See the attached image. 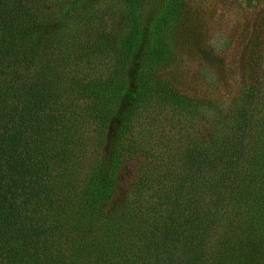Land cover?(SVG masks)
<instances>
[{
  "label": "trees",
  "instance_id": "obj_1",
  "mask_svg": "<svg viewBox=\"0 0 264 264\" xmlns=\"http://www.w3.org/2000/svg\"><path fill=\"white\" fill-rule=\"evenodd\" d=\"M200 1L0 0V264H264V0Z\"/></svg>",
  "mask_w": 264,
  "mask_h": 264
},
{
  "label": "rangeland",
  "instance_id": "obj_2",
  "mask_svg": "<svg viewBox=\"0 0 264 264\" xmlns=\"http://www.w3.org/2000/svg\"><path fill=\"white\" fill-rule=\"evenodd\" d=\"M244 3H248L243 1ZM237 3L232 2L231 0H201L198 3L199 13L200 16L198 17V24L199 27L206 29L207 35H214L213 39L205 43L203 47V52L207 55H229L231 56L230 52L231 47H225L224 43L222 42V38L224 36H232L238 35L242 24L245 20L242 19L240 14L245 15L244 12H241L237 15ZM245 6V5H244ZM104 8V7H103ZM106 11V14L109 11ZM104 21L106 22L107 29L111 27L112 23L115 22V26L118 27L119 31L123 30V23L121 17L118 15H105ZM198 24L196 26H198ZM230 61V57L227 59L226 64ZM203 64H205L203 62ZM198 62H189L184 65V74H183V81L191 86L201 85L202 90L206 87L208 91L212 90V84L206 86V80L204 77L198 73ZM197 70V71H196ZM229 77L230 75L227 74ZM231 79H235L234 77H230ZM208 95H211V92H206ZM135 162L125 157L116 172V180L114 184L115 189V197L120 196L126 189L128 183L132 178V171Z\"/></svg>",
  "mask_w": 264,
  "mask_h": 264
}]
</instances>
